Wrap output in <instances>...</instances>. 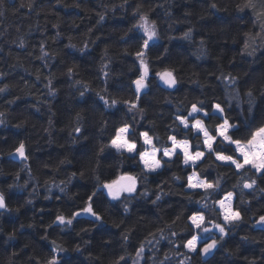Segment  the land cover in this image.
Masks as SVG:
<instances>
[{
  "label": "trees",
  "instance_id": "obj_1",
  "mask_svg": "<svg viewBox=\"0 0 264 264\" xmlns=\"http://www.w3.org/2000/svg\"><path fill=\"white\" fill-rule=\"evenodd\" d=\"M117 0H77L80 7H65L64 5H57L55 0H35L31 9L21 7V0H3L0 5V11L3 15L0 16V46L3 51H0V67L9 69L10 65L14 64L19 58L24 64V68H16L11 71V74L2 82L11 83L19 87L30 85L31 94L23 99L17 100L16 104L12 106V112L19 117L26 105L32 104L39 108H29L26 115L31 120L34 127H26L22 130H17L12 127L16 120H12L7 127L0 126V167L4 169L3 175H0V188H4L6 202L9 207L15 208L24 205L26 199H33V204L20 207L19 214L15 212H5L2 217V224L0 226L5 228V231H11L19 228L21 224L34 223L35 228H27L23 230L22 240L31 241L37 248L38 252L47 256L52 248L51 241L55 240L62 244L67 249L66 252L60 253V264H90L89 255H97L98 249L96 247L100 240L112 239L114 243L120 238L121 229L113 227V221L124 219L125 224H133L137 219L141 221L133 231L130 240L129 251H132L133 246L137 242L148 238L149 232L155 231L156 227L161 226L163 221L159 214L149 205L144 206L140 204L135 209V215L130 217H123L116 205L119 202L111 201V197L107 195L106 190L98 192L93 198V208L97 214L103 218V223L96 222L91 215L82 214L72 225L54 224L48 227L49 224L55 220L58 213L68 215L70 210H78L84 206V201L88 198L91 191L94 190L93 182L90 180H75L69 186L68 193L72 196L69 199L64 193H60L58 188L53 187L51 199H45L49 193L44 186V180L51 179L53 184L61 179H66L69 172L77 171L80 167V162L85 160L90 154L92 144L90 141H83L77 145L69 146L66 141L71 140L69 133L75 121L77 112H82L84 125L82 129L86 136H91L95 131L94 125L96 119L100 114H103L105 119L110 123L118 122L121 119H127L130 122L132 117L136 115L134 112L127 111L128 106L122 103L117 104L114 108L106 110L103 101L96 95L97 92L103 95L105 99L115 98L118 100H131L134 95V85L129 86L131 81L136 78V57L135 51L137 41L143 36L140 31H133L125 40L117 41L111 32H123L127 30L133 23L137 21L135 17L130 15L131 7L135 5L137 0H133V4L129 6V12L121 14V10L117 8L116 13H109L105 21L97 25L98 16L96 13L103 11L106 3H115ZM66 4H71L72 0H65ZM144 7H153L154 11L150 14V19L156 20L158 24H163L161 35L167 31L169 37L176 39H159L158 44L162 48H168L170 55L164 56L162 59L157 57L162 52V48L148 54L147 59L151 70H158L166 68L165 65L180 63L181 74L186 69L194 68L197 72L202 74L205 72L211 73L215 70V61L198 62L196 60L199 49L192 42L185 39H179L182 33L189 27L188 24L177 23L174 29H169L166 12L171 11L174 17L183 19L186 13H196L202 8H206L208 0H172L166 3L165 0H142ZM158 5H163L159 7ZM215 20V17L212 18ZM76 20L77 27H70L69 22ZM59 24V28L54 27V24ZM93 29L90 36H86L88 29ZM57 31L61 33L57 37ZM99 36V39H95ZM72 42L81 46L83 43H88L89 48L87 52L81 54L75 49L66 47L69 44V38ZM23 39L26 46L19 47V41ZM199 39V34L194 33V40ZM16 43H12V41ZM95 41L93 43L92 41ZM105 46H109V56L114 57L110 64V79L108 80L107 95L104 94V76L100 71L101 63H107L108 58H103L102 53ZM49 53L48 57L43 60L36 57L41 55L40 49ZM128 48L131 54L119 53L118 49ZM242 47L241 42L233 48L235 54ZM77 65V72L75 75L69 77L64 75L67 68L72 65ZM25 68L28 71H25ZM132 68V71H128ZM168 68V67H167ZM264 68V62L253 66V70L259 72ZM41 74V81L36 79V74ZM53 74V87L59 89L55 97L47 95V89L44 84L47 83L49 74ZM176 74V73H174ZM76 80H81L89 85L85 90V96L80 97L79 93L82 90L80 84H76ZM209 83L204 89H200L196 85L185 82L180 86L179 91L168 90L167 87L161 84L158 78L150 75L148 83L150 85L147 94H141L140 106L147 109V114L143 120L139 116V124L133 123V126L140 131L153 129V126L148 123L149 120H154L155 128L150 131V135L155 136L156 131L161 133L170 131L168 125L176 112V105L167 104L163 102L165 96L183 97L185 94L189 97L200 96L202 99L204 95L216 97L222 95L225 91L223 85L216 81L214 75H209ZM159 81V83H157ZM215 89V91L213 90ZM19 94L18 88L13 91L12 95ZM37 97H41L37 100ZM11 96H5L0 99V104L4 99H9ZM45 101L47 103H45ZM50 105V109H49ZM229 112V110H228ZM55 113V115H53ZM234 116L235 114L232 113ZM51 118L54 121V131L52 138L54 143L49 145L47 141V133L42 132V128L47 126V122ZM206 123H208L206 121ZM112 128L109 129L111 131ZM43 136L40 144L36 141L40 136ZM79 140L81 134H73ZM183 139L182 133L178 136ZM194 140V139H193ZM23 141L26 144L27 160L17 159L13 155L7 153L12 152L18 142ZM31 143V147L29 144ZM154 143L159 147V142L154 140ZM139 147V145H138ZM195 148V146L193 147ZM115 152V150H111ZM68 155L73 163L71 165L60 166V170L55 172L53 166L57 161ZM47 163L48 167H39ZM28 167L25 168L24 166ZM39 167V170L37 171ZM24 168L20 173V184L24 181H29L26 188L7 189V185L14 182L12 173ZM32 169L33 173L40 179L29 180L28 170ZM136 169L125 166L121 171L110 169L105 180L115 179L124 171L133 173ZM190 171V169H189ZM207 175L211 176L212 173ZM158 181H153L156 183ZM62 186V185H61ZM138 192L142 189L137 185ZM33 189L38 190V195L33 194L31 197L29 193ZM227 189V188H226ZM230 190V189H228ZM127 193L123 194L121 200ZM251 199V198H250ZM182 201L181 197H172L168 203L172 207L166 209L165 219L174 218L179 205ZM252 204L249 208V215L255 219L258 215L264 214V196L258 199L251 200ZM185 203V215L194 208L196 204ZM123 227V225H122ZM81 229H90L91 234L82 233ZM215 232V231H214ZM204 234L208 236L209 234ZM46 235L47 240L41 239ZM182 236H187L188 233H181ZM259 235V233H257ZM2 238V237H0ZM91 239L92 244L87 247L83 246L82 240ZM121 239V238H120ZM177 239H179L177 237ZM21 241L16 242V246H20ZM152 243H155L153 241ZM76 245H81V251H76ZM230 247L235 246L234 241L229 242ZM170 245L167 241H161L159 248L161 255L169 249ZM121 249L112 248L105 250L108 254L114 255ZM180 251H186L180 248ZM27 251V250H26ZM147 255H151V245L146 247ZM31 254V253H30ZM241 255H258V247H248L241 250ZM40 256L37 257V262ZM223 254L217 252L215 256L209 257L208 264H222ZM99 264V262H97Z\"/></svg>",
  "mask_w": 264,
  "mask_h": 264
},
{
  "label": "clouds",
  "instance_id": "obj_2",
  "mask_svg": "<svg viewBox=\"0 0 264 264\" xmlns=\"http://www.w3.org/2000/svg\"><path fill=\"white\" fill-rule=\"evenodd\" d=\"M166 3L172 2V0H165ZM35 0H21V7H27L31 9ZM57 5H64L65 7H80L77 3V0H72L71 4H66L65 0H55ZM262 6H264V0H260ZM3 4V0H0V5ZM133 4V0H117L115 3L108 4L106 3L103 7V11L96 13L98 16L97 25L102 24L106 16L109 13L115 14L117 8L121 10V14L129 12V6ZM214 6V7H213ZM154 11L153 7H144L142 4V0H137L134 6L131 7L130 15L138 19L136 15L137 12L147 13L149 16L151 12ZM3 15V11H0V16ZM167 21L169 29H174V26L177 23L180 24H188L189 27L186 31L182 33L179 39H183L185 32L189 34V39L187 41L192 42L196 45L198 49L203 48L205 50V55L201 57H196L198 62H207V61H215L214 68L215 70L211 73L205 72H197L194 68L186 69L183 74H181V65L180 63L165 65V67L172 68L175 70L177 76V85L175 88H168V90H176L179 91L180 86L185 84V82H189L192 85L198 86L200 89H204L208 83L209 75H214L216 81L220 84L221 76H226L231 74L235 79L234 83L237 87L234 89V94H238L242 97V99L246 102L248 97L246 93L251 91L255 97L256 104V116L258 117L261 111H264V68H262L259 72L253 70V66L257 64H261L264 62V16L257 17L253 14L252 11L249 10L248 7L245 6V0H208V4L206 8H202L199 12L196 13H186L183 19H179L174 17L171 11L166 12ZM215 17V20L212 18ZM134 24V23H133ZM133 24L127 30L123 32H111L109 35H112L116 38L117 41L125 40L131 32H133ZM156 31L160 39H168L167 31L161 35V29L163 28V24H158L155 20ZM56 28H59V24L53 25ZM70 27H77L78 22L76 20H72L69 22ZM93 29H88V33L86 36H90V33ZM194 33L199 34V39L194 40ZM245 34H251L255 38V45L257 47V55L255 57L248 56L244 51H242V47L235 54L233 53V48L240 41V39ZM3 35V33H0ZM61 33L57 31V37H59ZM95 39H99L97 36ZM23 41V47H21L20 41ZM19 47L24 48L26 46L25 41L20 39ZM69 42L74 45L76 48H81L76 43L72 42V38H69ZM95 43V41H92ZM12 43H16V41H12ZM67 47V45H66ZM89 48V45H88ZM104 49H107L109 52V46H105ZM127 49V52H125ZM0 51H3V47L0 46ZM45 51V50H44ZM41 55L36 57L40 59L43 55L40 49ZM131 54L128 48H122L117 50V54L119 53ZM170 55L169 49L167 51H162L157 59H162L164 56ZM108 64L109 71L111 73L110 64L114 57L108 56ZM16 68H24L23 62L17 58L16 62L10 65L9 69H5L4 67H0V99L4 98V93H9L7 96H11L9 99H4V102L0 104V113L4 115L0 117V126L7 127L12 120H16L17 122L12 124V127L17 130H22L26 127H34L29 117L26 115L29 108H36V111H39V108L36 105H26L23 113L17 117L12 112V106L16 104L17 100L23 99L31 94L30 85H24L23 87H19L17 85H13L11 83L2 82L11 74V71ZM132 68H129L128 71H132ZM25 71L28 69L25 68ZM37 75L39 78L37 79ZM64 75H68L67 71ZM36 79L38 81H42L41 74H36ZM54 79V76L52 77ZM76 83V82H75ZM159 83V81H157ZM77 84V83H76ZM223 85V84H222ZM44 87L47 89V95L51 97H55L59 91L57 88H52L48 86V78L47 83L44 84ZM150 87V85H148ZM18 88L19 94L12 95L13 91ZM215 91V89H213ZM105 95V92L103 89ZM80 95V94H79ZM81 97V96H80ZM211 97L208 95H204L202 99L200 96L189 97V95L185 94L183 97H175L172 95L165 96L163 98V102L167 104L175 103L176 108L179 106L181 109L187 108L192 103H199L201 101L207 103V101ZM217 99L223 100L222 95H217ZM41 97H37V100H40ZM118 100V99H117ZM121 101V100H118ZM45 103H47L45 101ZM119 104V103H118ZM106 110L111 109L109 107H105ZM114 108V107H113ZM50 109V105H49ZM229 115L232 119L237 122L244 120V112L242 109H233L229 108ZM129 113H135L132 117V121L130 122L127 119H121L118 122L110 123L107 119H105L103 114H100L96 119L94 128L95 131L91 136H86L83 138L77 139L76 136L72 135L74 128L77 126V121L73 122V126L71 128V132L69 135L71 136L70 141H66V144L69 146L77 145L83 141H90L92 144V148L90 150V154L87 155L86 159L80 162V167L77 168V171L69 172L66 176V179H61L55 184H53L52 180H44V186L47 188L48 195L45 196V199H51V194L53 187L64 188V194L72 198V196L68 193L69 186L73 184L75 180H90L93 182V185L98 186L99 183H103L105 179L108 178L107 174L110 169H114L116 171H121L125 168V166L136 169L132 174L136 177L137 185L139 183L141 191L133 194L132 198L120 200L119 204L116 207L119 209L120 213H122L123 217L127 218L135 215V209L143 204L144 206H151L157 214H159L160 219L163 221L161 226L156 227L155 231H151V233H156L155 238L151 235L148 236L149 244L145 245L148 247L151 245V255L155 257V261L149 259L147 264H160L161 261L164 264H177V261H183V264H201L202 258L186 260L181 255L185 251H180L178 245L180 243L177 237L181 234L183 223L182 221H178L174 226V231L177 233L176 236L170 235L167 230V224L171 223L178 214H181L182 210L185 214V203L193 204L194 202H199L204 200L206 197L211 199V193H202L200 191L193 190L188 187L187 176L192 174L191 165L185 164L183 157L177 159L173 157L171 161L166 160L164 157H161V166L155 172L146 171L141 164L139 157L131 155L127 152L117 153L111 152L106 145L109 143V136L111 131L110 128L118 126L121 123H129V124H139V120L136 119V116H139L140 120L144 119V116L147 114V109L144 110L143 115L138 110H128ZM232 113L235 115L233 116ZM55 115V113H53ZM251 115V113H249ZM107 122V123H104ZM148 123L150 125H155L154 120H149ZM172 123V122H171ZM208 127L211 128L214 126L213 122H208ZM79 126L83 129L85 127L84 120L80 121ZM54 131V121L49 118L47 122V126L42 128L43 133H47V143L51 145L54 143L52 138V132ZM176 131L183 134V131L180 127H176ZM167 131L161 133L160 131L155 132V139L159 142V146H162L167 143ZM184 136V134H183ZM43 136L41 135L36 143L40 144ZM184 139V138H183ZM188 143H190L193 147L197 146V140L191 138V134L188 138ZM31 147V143L29 144ZM103 148V151L101 149ZM205 151V156L203 160L199 163V166L195 168V172L199 173L201 179L213 183L215 185V192H219L222 189H232L233 185L237 182L236 174L231 171V169L221 164L215 158V149L209 151L207 149ZM10 155V152L7 153ZM11 156V155H10ZM73 160L66 154L63 158L59 159L57 163L53 166V170L58 172L60 170V166L71 165ZM47 163L39 166V167H48ZM25 168L28 166L25 165ZM39 167L37 171L39 170ZM190 169V171H189ZM24 171V168H21L19 171L12 173L14 176V182L7 185V189L10 190L12 188H26L28 186L29 181H24L23 184H20V173ZM212 173L211 176L207 175L208 173ZM75 173V175H73ZM4 169L0 167V175H3ZM29 180H37L39 181V177L35 175L32 169L28 170ZM153 181H158L153 183ZM256 188L264 189V184H261L257 179L256 184L254 185ZM60 192V191H59ZM38 195V190L33 189L32 193H29L31 197L33 194ZM62 193V192H60ZM0 194H5L4 188H0ZM264 196V192L256 191L253 195H247V190H245V195L242 197L243 204L247 207L248 201L258 199L259 197ZM172 197H181L182 201L179 205V211H177L174 218L165 219L166 209L172 207L168 201ZM251 198V199H250ZM112 202V199L110 203ZM33 204V199H26L24 205L20 207H24L26 205ZM196 204V203H194ZM197 205V204H196ZM20 207H9L5 209V212H15L19 214ZM239 207V205H238ZM249 210L242 211L241 219L239 221H235L231 224H225V234L220 236L219 246L213 250L204 260V264H208L209 257H213L217 252L223 254L222 264H264V225L257 226L255 223V219L252 215H249ZM3 214H0V224H2ZM223 222V221H221ZM141 221L139 219L136 220L133 224H125L124 219L113 221V227L121 229L120 238L125 234H130L135 230L136 226L140 224ZM123 225V227H122ZM70 226V225H69ZM27 228H35L34 223H29L27 225L21 224L19 228H15L11 231H5V228L0 226V264H46V256L41 255L36 246L31 241L22 240L23 230ZM163 230V235L160 234L159 230ZM82 233L91 234V230L87 229V231H81ZM150 233V232H149ZM259 233V235H257ZM118 238L114 243L112 239L108 240H100L96 247L98 249L97 255H89L88 259L90 264H114L113 256L108 254L105 250H110L112 248L121 249L122 241ZM20 240V246H16V242ZM155 241V243H152ZM161 241H167L170 245L169 249L166 252H163L161 255V251L159 245ZM234 241L235 246L230 247L229 242ZM127 243V240L123 241ZM83 246L87 247L92 244L93 241L91 239L82 240ZM79 246V251H81V245ZM248 247H258V255H241V250ZM77 249V245L75 250ZM27 250V251H26ZM31 253V254H30ZM165 254L168 259L165 260ZM40 256L39 261L37 262V257Z\"/></svg>",
  "mask_w": 264,
  "mask_h": 264
},
{
  "label": "snow or ice",
  "instance_id": "obj_3",
  "mask_svg": "<svg viewBox=\"0 0 264 264\" xmlns=\"http://www.w3.org/2000/svg\"><path fill=\"white\" fill-rule=\"evenodd\" d=\"M163 7V5H158ZM245 6L249 8L258 18L264 16V6L261 5L260 0H245ZM214 7V6H213ZM137 21L133 24V31H140L143 36L137 41L135 57L136 78L131 81L130 87L134 85V95L131 100L118 101L115 98L105 99L99 92L96 95L99 97L105 107L113 108L118 103L128 106V110H138L143 115L145 108L140 106L141 94H147L150 90L148 85V78L150 75L159 79L168 88H175L177 85V76L175 70L172 68H164L158 70H151L147 59L149 53L157 51L162 48L157 41L160 39L156 31L155 20L150 19V16L144 12H137ZM189 34L185 32L183 39H189ZM169 40L176 39L169 37ZM242 44V51L248 56L255 57L257 55V47L255 45V38L251 34H245L240 41ZM23 47V41H20ZM68 48L75 49L81 54L88 50V43H83L81 48H76L69 42ZM43 55L40 57L43 60L49 56V53L41 48ZM162 51H167V48H162ZM127 52V49H125ZM264 54V53H262ZM205 55L203 48L199 49L197 57ZM109 52L107 49L103 50V58H107ZM159 58V57H158ZM77 65H72L67 68L68 76L71 77L77 72ZM100 71L104 76V91H108V80L110 79V71L108 63H101ZM53 74L48 76V86L53 87ZM39 76L37 75V79ZM234 78L231 74L221 76L224 92L222 93L223 100L211 97L207 103L201 101L199 103H192L187 108H176L175 115L167 127V143L162 146H157L154 143L155 136L150 135L153 129L140 131L129 123H121L111 129L109 136V143L106 147L111 151L115 150L117 153L127 152L131 155L138 156L143 168L149 172H155L161 166V157L171 161L173 157L179 159L183 157L185 164L191 165L192 174L187 176L186 183L188 187L200 191L202 193H211L212 198H205L202 201L194 202L198 205L197 208L192 209L187 215L183 213L178 214L175 220L167 224V230L170 235L176 236L174 226L178 221H182L183 228L181 233L187 232V236H178V248H184L186 251L181 255L186 260L197 258L201 259V264H204L206 257L219 246V239L221 235L225 234V224H231L241 219L242 211L249 210L252 201H248L247 207L243 204L242 197L245 195L251 196L256 191L264 192V189L256 188L257 179L261 184H264V111H261L259 116H256L255 97L251 91L246 93L248 99L245 102L238 94H234L235 85ZM82 86L80 96H85V90L89 85L81 80L75 81ZM9 93H4L7 96ZM242 109L244 112V120L237 122L229 115L228 109ZM251 113V115H249ZM4 114L0 113V117ZM75 119L77 126L73 130V134H81V138L86 137L83 134L82 128L79 126L83 119L82 112H77ZM207 122H213L214 126L209 128ZM107 123V122H104ZM176 127H180L184 134V139H179L180 132L176 131ZM191 134L192 139L197 140V146L188 143V138ZM75 136V135H74ZM139 145V147H138ZM205 149L212 151L215 149V158L221 164L228 166L233 173L236 174L237 182L233 185L231 190L222 189L215 192V185L201 179L199 173L195 172V168L205 156ZM103 151V148L101 149ZM10 155L18 156L22 160H27L26 144L20 141L15 146ZM75 175V173H73ZM14 189V188H12ZM10 189V190H12ZM107 190V195L111 197L112 201L120 202L123 194L125 199L132 198L133 194L138 192L136 177L128 171L122 172L115 179L105 180L103 183L98 182V186L94 185V190L88 195L84 201V206L78 210H70L68 215L58 213L55 220L52 221L48 227L54 224L72 225L73 221L82 214L91 215L96 222L103 223V218L97 214L93 208V198L98 192ZM60 192H64V188L59 187ZM5 194H0V214H4L7 208ZM239 205V207H238ZM223 221V222H221ZM257 226L264 225V214H260L255 218ZM213 230H215L214 234ZM87 231V229H81ZM163 235V230H159ZM201 233L210 234L209 239L201 243L203 237ZM133 231L130 234H125L121 237V250L113 256L114 264H147L148 260L155 261V257L147 255L145 245L150 241L145 238L133 246L132 251H129L130 240ZM155 238L156 233H149ZM41 239L47 240L46 235ZM127 240V243L123 241ZM52 248L46 256V264H60V253L66 252L67 249L57 241H51ZM76 251H79L77 245ZM168 257L165 254V260ZM160 264H164L163 261ZM177 264H183V261H177Z\"/></svg>",
  "mask_w": 264,
  "mask_h": 264
},
{
  "label": "rangeland",
  "instance_id": "obj_4",
  "mask_svg": "<svg viewBox=\"0 0 264 264\" xmlns=\"http://www.w3.org/2000/svg\"><path fill=\"white\" fill-rule=\"evenodd\" d=\"M158 42V41H157ZM17 159H21L19 158L18 156H15ZM214 234V230H213V233ZM210 235V234H209ZM209 235L208 236H204V234H201V236L203 237V240H201V243H203L204 241L208 240L209 239Z\"/></svg>",
  "mask_w": 264,
  "mask_h": 264
},
{
  "label": "water",
  "instance_id": "obj_5",
  "mask_svg": "<svg viewBox=\"0 0 264 264\" xmlns=\"http://www.w3.org/2000/svg\"><path fill=\"white\" fill-rule=\"evenodd\" d=\"M161 84L164 85L163 82H161ZM164 86H165V85H164ZM165 87H166V86H165ZM106 192H107V190H106ZM0 211H3V210H0Z\"/></svg>",
  "mask_w": 264,
  "mask_h": 264
}]
</instances>
